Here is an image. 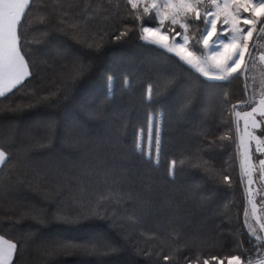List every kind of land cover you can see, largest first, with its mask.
<instances>
[{
	"label": "trees",
	"instance_id": "trees-1",
	"mask_svg": "<svg viewBox=\"0 0 264 264\" xmlns=\"http://www.w3.org/2000/svg\"><path fill=\"white\" fill-rule=\"evenodd\" d=\"M30 3L33 7L25 22L28 41L34 53L49 59L51 64L41 65L42 86L52 90L60 86L56 79L59 65L50 58L65 50L81 58L90 57L93 69L80 78L75 96L64 101L65 109L73 110L76 117L75 108L80 101L100 106L101 115L95 120H69L63 125L66 138L53 152L45 153V157L54 163L64 161L65 171L29 178L21 187L17 182L23 179L26 168L24 155L13 165L0 166V234L7 231L9 235L23 236L35 227L26 219L13 217L12 213L20 211L14 203L43 200L45 196L61 193L64 198L104 203L114 221L89 218L75 227L51 224L39 229L37 239L97 232L114 236L110 225L115 223L124 234L122 240L130 239L139 249L166 251L174 257L179 250L182 253L179 264L190 254L201 261L215 255L226 264L228 255L236 254L234 237L243 240L245 248L249 247L250 239L252 244L260 246L262 240L256 237L263 236L256 234L250 238L248 230L242 227L249 200L245 178L244 183L240 181L235 111L249 107H232L238 100L251 101L248 99L252 80L250 56L246 54L245 71L239 79L213 82L194 96L190 110L183 117L167 120L163 106L150 98V85L156 93L168 77L175 58L164 56L151 43L109 37V33L123 30L126 0H30ZM146 23L151 25L153 21ZM260 29L254 31L251 39L253 52L261 37L254 42ZM100 36L104 43L95 53L94 42ZM108 68L117 71L111 82L103 76ZM119 69L132 70L128 82L124 79L128 73L121 74ZM186 87V80L176 81L160 103L170 105ZM221 90L227 103L223 98L215 101L210 98L211 93ZM6 103L0 99V108ZM46 114L47 110L36 108L19 115L0 116V139L12 135L7 127L11 122L27 126ZM157 126L163 132L165 144L158 166L155 163ZM76 140L83 143L76 146ZM133 146L134 158L130 155ZM85 155L89 159L84 161V167H72L71 162L79 164L80 157ZM149 156L153 165L144 167L141 161ZM172 161L175 164L170 167ZM222 173L230 175L231 187L225 186ZM142 202H152L160 211L145 212ZM174 207L180 211L175 214L164 211ZM174 215L181 218L182 230L173 223ZM185 241L189 242L187 249ZM252 251L255 255L257 248ZM23 258L27 264H42L43 260L33 248L27 249ZM143 259L131 249L123 248L100 256L57 257L49 264H145ZM158 264L164 262L159 260ZM209 264L216 262L209 259Z\"/></svg>",
	"mask_w": 264,
	"mask_h": 264
},
{
	"label": "snow or ice",
	"instance_id": "snow-or-ice-1",
	"mask_svg": "<svg viewBox=\"0 0 264 264\" xmlns=\"http://www.w3.org/2000/svg\"><path fill=\"white\" fill-rule=\"evenodd\" d=\"M32 7L30 0H0V99L7 102L0 108V116L19 115L36 108H43L48 113L27 126H22L18 121L11 122L7 127L12 135L0 139V165H13L21 154L27 161L22 172L23 179L17 182L21 187L29 178L37 179L41 174L47 176L50 171L59 173L66 170L64 161L54 163L50 157H45V153L53 152L66 138L67 133L63 126L65 122L95 120L101 115L100 106L86 102H78L75 108L76 117H73V110L65 109L64 101L75 96L80 78L93 69L90 57L81 58L65 50L50 58L59 65L56 79L60 86L55 90L42 86L41 65L51 64L49 59L38 57L28 41L25 22ZM125 7L127 12L123 30L117 29L109 33L110 39H137L151 43L156 45L164 56L175 58L168 77L156 93L151 91L150 85V98L152 102L163 106L167 120L183 117L190 110L194 96L208 89L213 82L227 83L239 79L245 71L246 54H251L249 40L254 29L261 27L264 31V0H126ZM146 20H152L153 23L149 25ZM103 43V36L94 42L95 53L101 50ZM85 60L88 62L85 63ZM64 61L69 63L65 64ZM119 71L121 74L128 73L124 77L125 82H128L132 70ZM109 72L112 74L108 75ZM116 73V70L108 68L103 76L111 82ZM180 79L186 80L188 87L184 88L170 105L160 103ZM210 98L214 101L223 98L224 103H227L226 94L222 90L211 93ZM255 103V100H238L236 105L232 106L233 109L249 107L247 112L235 113L244 120L242 135L239 133V120L236 123L242 169L240 181L244 183L247 176L248 185L253 183L250 142L260 139L253 130L260 129L264 133V94L256 106H251ZM81 143V140L74 141L76 146ZM164 148L163 132L157 126L156 166L159 164V154ZM256 151L264 155V149L259 145ZM130 155L135 157V146L131 148ZM87 159V155L81 156L79 164L71 162L72 167H84V161ZM141 163L144 167H151V156ZM259 163L260 171L264 174V159H260ZM172 164H175V161L170 163V167ZM221 177L225 186L231 187L230 175L222 173ZM141 206L145 212L160 211L152 202H142ZM14 207L20 211L12 213L13 217L26 219L35 227L23 236L9 235L7 231L0 234V264H27L23 257L29 248H33L43 257L42 264H49L52 259L67 255L114 254L123 248H129L136 255L144 257L145 264H158L159 260L164 264H179L182 255L179 250L174 257L166 251L156 253L139 249L130 239L122 240L124 234L118 230L115 223L110 225L114 236L97 232L85 236L56 235L44 239L36 238L41 227L51 224L75 227L89 218L114 221L104 203L99 201L64 198L61 193H57L53 197L45 196L43 200L16 202ZM164 211L175 214L180 209L174 207ZM173 223L182 230L181 218L174 215ZM242 227L248 230L250 238L256 237L258 231L264 230V221L259 223V228L253 227L248 223L246 211ZM256 238L262 240L260 246L252 244L250 239L249 247L245 248L244 241L234 237L233 250L236 254L228 255L227 264H264V237ZM188 243L185 241L186 249ZM253 248H257L255 255ZM209 259L216 264H225L224 259L215 255L201 261L199 257L191 254L183 258V264H209Z\"/></svg>",
	"mask_w": 264,
	"mask_h": 264
},
{
	"label": "rangeland",
	"instance_id": "rangeland-1",
	"mask_svg": "<svg viewBox=\"0 0 264 264\" xmlns=\"http://www.w3.org/2000/svg\"><path fill=\"white\" fill-rule=\"evenodd\" d=\"M258 27L254 29L256 31ZM261 32L259 36H261L257 41V46L254 52L251 48V54L249 55L251 60L249 64L250 77H251V101L255 100V104L259 103L262 94H264V31ZM251 39L249 40V46L251 43ZM247 110H236L235 113H243L247 112ZM236 121L239 120V133L242 135L244 133V120L243 117H237L235 115ZM259 118V117H258ZM237 124V123H236ZM255 135L259 137V140H252L250 142V147L252 151V168L251 178L253 183L248 185L247 176H245L247 191H248V200H249V209H248V223L251 224L255 228H259V223L264 221V174L260 171V159H264V155L261 152L256 151L257 145L260 148L264 149V133L260 131V129L253 130ZM253 205H255V211L253 212ZM257 235L264 237V230L258 231ZM227 264V263H226Z\"/></svg>",
	"mask_w": 264,
	"mask_h": 264
},
{
	"label": "flooded vegetation",
	"instance_id": "flooded-vegetation-1",
	"mask_svg": "<svg viewBox=\"0 0 264 264\" xmlns=\"http://www.w3.org/2000/svg\"><path fill=\"white\" fill-rule=\"evenodd\" d=\"M259 31H261V29H260ZM260 33H261V32H258L257 36L254 38V39H255V41H254V42H256V40L258 39V37H259ZM248 97H249V96H248ZM248 99H250V98H248Z\"/></svg>",
	"mask_w": 264,
	"mask_h": 264
},
{
	"label": "crops",
	"instance_id": "crops-1",
	"mask_svg": "<svg viewBox=\"0 0 264 264\" xmlns=\"http://www.w3.org/2000/svg\"><path fill=\"white\" fill-rule=\"evenodd\" d=\"M1 166V165H0Z\"/></svg>",
	"mask_w": 264,
	"mask_h": 264
},
{
	"label": "water",
	"instance_id": "water-1",
	"mask_svg": "<svg viewBox=\"0 0 264 264\" xmlns=\"http://www.w3.org/2000/svg\"><path fill=\"white\" fill-rule=\"evenodd\" d=\"M245 75V74H244Z\"/></svg>",
	"mask_w": 264,
	"mask_h": 264
}]
</instances>
